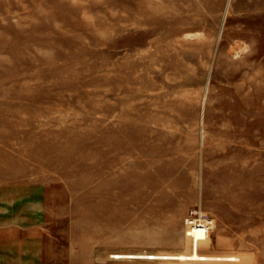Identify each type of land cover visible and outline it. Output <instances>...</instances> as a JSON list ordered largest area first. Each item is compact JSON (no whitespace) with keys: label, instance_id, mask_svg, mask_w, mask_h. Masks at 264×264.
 Wrapping results in <instances>:
<instances>
[{"label":"rangeland","instance_id":"374dc122","mask_svg":"<svg viewBox=\"0 0 264 264\" xmlns=\"http://www.w3.org/2000/svg\"><path fill=\"white\" fill-rule=\"evenodd\" d=\"M0 264H264V0H0Z\"/></svg>","mask_w":264,"mask_h":264},{"label":"built area","instance_id":"2783aa9c","mask_svg":"<svg viewBox=\"0 0 264 264\" xmlns=\"http://www.w3.org/2000/svg\"><path fill=\"white\" fill-rule=\"evenodd\" d=\"M184 222L186 224L187 229L192 230L194 227H196V228H202L203 231L206 232L209 231V228L212 224V220L209 218V216L200 209L192 210V212H190L184 218Z\"/></svg>","mask_w":264,"mask_h":264},{"label":"bare ground","instance_id":"6f19581e","mask_svg":"<svg viewBox=\"0 0 264 264\" xmlns=\"http://www.w3.org/2000/svg\"><path fill=\"white\" fill-rule=\"evenodd\" d=\"M237 48V47H236ZM253 176V175H252ZM195 231H197V232H200L199 233V235H198V240H195L194 242H196V241H202V240H204L205 239V237H206V234L208 233V232H206V231H203V229L202 228H196V227H194L192 230H190V229H187V231H186V236H188V237H191V236H193V233L195 232ZM210 241H211V239L209 238V243H210ZM198 252H200V250L198 249L197 250ZM209 252V251H208ZM151 253V252H150ZM152 254H156V252H152ZM117 255V254H116ZM204 255H209V256H212V257H216V256H225V257H231V255H228V254H210V253H204ZM232 261V260H231Z\"/></svg>","mask_w":264,"mask_h":264}]
</instances>
